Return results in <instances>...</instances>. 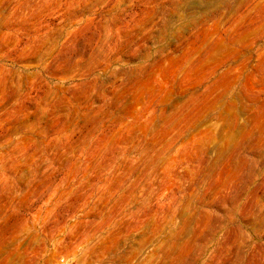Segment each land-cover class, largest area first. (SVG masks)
<instances>
[{
  "label": "rangeland",
  "instance_id": "rangeland-1",
  "mask_svg": "<svg viewBox=\"0 0 264 264\" xmlns=\"http://www.w3.org/2000/svg\"><path fill=\"white\" fill-rule=\"evenodd\" d=\"M0 264H264V0H0Z\"/></svg>",
  "mask_w": 264,
  "mask_h": 264
}]
</instances>
